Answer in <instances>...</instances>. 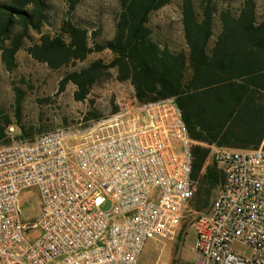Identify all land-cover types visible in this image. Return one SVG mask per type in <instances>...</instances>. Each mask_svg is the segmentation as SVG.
Listing matches in <instances>:
<instances>
[{
	"label": "built area",
	"instance_id": "obj_1",
	"mask_svg": "<svg viewBox=\"0 0 264 264\" xmlns=\"http://www.w3.org/2000/svg\"><path fill=\"white\" fill-rule=\"evenodd\" d=\"M194 146L175 99L134 97L88 124L1 145L0 264H139L149 241L181 232ZM212 158L224 182L198 223L196 264H264V148ZM29 189L41 215L24 222Z\"/></svg>",
	"mask_w": 264,
	"mask_h": 264
},
{
	"label": "trees",
	"instance_id": "obj_2",
	"mask_svg": "<svg viewBox=\"0 0 264 264\" xmlns=\"http://www.w3.org/2000/svg\"><path fill=\"white\" fill-rule=\"evenodd\" d=\"M81 0H68L70 14ZM115 34L104 44L90 41V33L72 19L63 21L60 33L42 34L48 24L46 0H0V53L9 72L31 31L42 34L28 54L51 70L85 62L95 53L110 51L113 60H101L71 72L61 82L77 87L75 100L84 102L95 85L111 70L119 83H129L139 103L175 99L190 138L204 145L193 147V180L199 186L197 208L209 206L211 192L224 182L211 147L257 150L264 141V0L262 12L255 0H243L239 9H223L215 34V0H202L199 8L185 0L183 33L187 50L175 52L160 45L149 26L151 15L170 0H119ZM17 119L21 110L18 104ZM12 117L0 107V146L12 142ZM18 140L30 141L33 133L20 125Z\"/></svg>",
	"mask_w": 264,
	"mask_h": 264
},
{
	"label": "rangeland",
	"instance_id": "obj_3",
	"mask_svg": "<svg viewBox=\"0 0 264 264\" xmlns=\"http://www.w3.org/2000/svg\"><path fill=\"white\" fill-rule=\"evenodd\" d=\"M48 4V24L42 27V34L55 36L60 33L64 20L72 19L80 27L89 30L91 45L111 41L115 34V18L120 10L119 0H81L75 12L70 14L68 0H46ZM185 0H170L169 5L151 15L149 26L153 37L160 45H167L172 51L187 50L182 23V8ZM199 8L202 0H193ZM262 12L263 0H255ZM243 0H215L217 10L215 34L221 30L218 19L223 9H239ZM42 34L31 31L24 48L17 54L16 67L9 72L0 53V107L13 119L14 126L9 129V138L18 140L20 125L33 133V138L61 127L88 124L109 116L115 111L117 99L128 101L133 97L129 83H119L115 70L103 76L94 86L84 102L75 100L77 87L70 83L61 92V82L71 72L88 67L101 60L109 64L113 60L110 51L95 53L85 62L60 70H51L46 64L35 61L27 52L38 44ZM21 117L17 119V106ZM209 163H213V158ZM221 187V186H220ZM220 187L208 197L209 206L201 211L197 208L196 194L188 206L181 232L174 240H151L147 243L139 264H196L194 251L197 226L201 219L212 212ZM21 208L24 222H33L41 215V196L38 189L22 193ZM239 254L245 251L237 246Z\"/></svg>",
	"mask_w": 264,
	"mask_h": 264
},
{
	"label": "crops",
	"instance_id": "obj_4",
	"mask_svg": "<svg viewBox=\"0 0 264 264\" xmlns=\"http://www.w3.org/2000/svg\"><path fill=\"white\" fill-rule=\"evenodd\" d=\"M192 141L194 142L195 145H199L200 144V145H204L205 146V144H201V143L196 142L194 140H192ZM213 148H217V147H215V146L211 147V149H213ZM261 148H264V141H263V144L261 145V147L259 149H261ZM223 149H227V150H231V151H236V152H252V151L259 150V149H257V150H240V149H229V148H223Z\"/></svg>",
	"mask_w": 264,
	"mask_h": 264
}]
</instances>
